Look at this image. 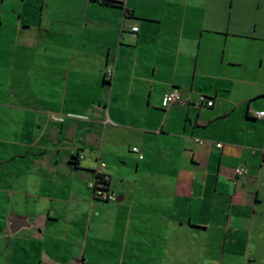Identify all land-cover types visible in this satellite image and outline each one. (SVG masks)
Segmentation results:
<instances>
[{
	"label": "crops",
	"instance_id": "crops-1",
	"mask_svg": "<svg viewBox=\"0 0 264 264\" xmlns=\"http://www.w3.org/2000/svg\"><path fill=\"white\" fill-rule=\"evenodd\" d=\"M251 110L264 0H0V264H264Z\"/></svg>",
	"mask_w": 264,
	"mask_h": 264
},
{
	"label": "built area",
	"instance_id": "built-area-1",
	"mask_svg": "<svg viewBox=\"0 0 264 264\" xmlns=\"http://www.w3.org/2000/svg\"><path fill=\"white\" fill-rule=\"evenodd\" d=\"M91 1H93L99 5H109V4H114V3H121L124 0H91ZM130 31H131V38H130L131 42H134L135 41V34L137 33L138 28L136 26H132ZM112 77H113V67L108 65V66H106V68L104 70V81L106 83H109L111 81ZM181 102H182L181 93L177 90H171L163 96L161 106L163 109H168L172 105H175V104H178ZM204 104L207 107L212 106V102L208 101L204 95H202V94L198 95L196 98V101L194 103V107L198 108ZM250 112L252 114V117H254L256 119H263L264 120V111L257 112V111L251 110ZM215 147L219 149V148H221V144H216ZM131 152L137 155L138 160H142L143 156H142L139 148L134 147L131 149ZM233 174H234L235 179L243 178V177L248 175V169L245 166H237L234 168ZM103 179H104V181L108 180V178L106 176H104ZM90 188L92 189L96 199L103 201V202H115L116 201L115 195L110 193L108 191V189L103 187V185L95 184V182H93L90 185Z\"/></svg>",
	"mask_w": 264,
	"mask_h": 264
},
{
	"label": "water",
	"instance_id": "water-1",
	"mask_svg": "<svg viewBox=\"0 0 264 264\" xmlns=\"http://www.w3.org/2000/svg\"><path fill=\"white\" fill-rule=\"evenodd\" d=\"M21 219L26 220V218H17V219L15 218V219L10 220L9 230L11 234H14L18 229H20L19 222L22 221Z\"/></svg>",
	"mask_w": 264,
	"mask_h": 264
},
{
	"label": "trees",
	"instance_id": "trees-1",
	"mask_svg": "<svg viewBox=\"0 0 264 264\" xmlns=\"http://www.w3.org/2000/svg\"><path fill=\"white\" fill-rule=\"evenodd\" d=\"M104 175L96 174L94 178L95 184H101L104 188L108 189V180L104 181ZM103 202V201H102Z\"/></svg>",
	"mask_w": 264,
	"mask_h": 264
},
{
	"label": "rangeland",
	"instance_id": "rangeland-1",
	"mask_svg": "<svg viewBox=\"0 0 264 264\" xmlns=\"http://www.w3.org/2000/svg\"><path fill=\"white\" fill-rule=\"evenodd\" d=\"M200 253V251L198 250V254ZM14 263V261H12V264Z\"/></svg>",
	"mask_w": 264,
	"mask_h": 264
}]
</instances>
